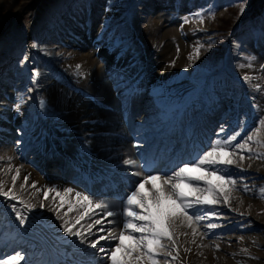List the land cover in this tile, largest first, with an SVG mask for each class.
Segmentation results:
<instances>
[{"label": "rangeland", "instance_id": "obj_1", "mask_svg": "<svg viewBox=\"0 0 264 264\" xmlns=\"http://www.w3.org/2000/svg\"><path fill=\"white\" fill-rule=\"evenodd\" d=\"M168 1L0 0V124L4 121L10 122V117L19 118L24 105L21 104L17 111L18 101L25 98L27 92V95L33 92L37 100L33 119L38 123L36 131L38 140L43 145L46 143L44 148H47V151L48 149L56 153L59 151L60 155L68 159L67 163L70 162L75 166L71 170L75 169L79 172L80 167L75 164L76 157L71 155L68 149L70 143L61 137V127L65 122L61 115L56 113L57 102H53L50 97L54 80L59 84L61 91L65 92L58 96L62 104L71 100L68 98L71 94L85 100L91 99L93 105L90 103L88 108L99 106L102 109L105 106L99 98L96 103L92 89L87 88L85 94L68 81L70 78L67 72L61 69L66 56L61 54L67 49L85 53L90 49L98 47L105 49L114 44L116 50L120 49L121 53L126 54L124 58L126 60L144 54L143 51L149 47L150 41L153 42L151 54L135 71L134 75L137 79L140 77L150 85L155 83L167 90L183 88V93L179 97V104L182 105L190 99L189 93L195 91L196 97H200L199 103L203 104L198 113L193 112L182 124L174 123L171 127H180L184 132L189 124H195L201 117L206 118V124L202 123L204 128H208L209 123L213 125L204 136H201L196 128V135H199L201 140L208 142L210 140V144L207 143V147L200 152H198L199 147L196 146L193 161L209 149L220 128L226 129L223 133V141H230L231 144H241L250 137V134L255 136L259 139V141L255 139L259 146L253 149V152L250 151V155L260 160L264 159V126L258 123L264 117V100L259 101L261 108H258V103L243 94L246 96L242 98L245 99L244 103H232L243 93L242 89L249 85L252 88L253 85L259 88L261 96L264 95V4L257 1L253 3L252 0ZM115 12H120L119 16L114 22L107 24L108 21L113 20L112 15ZM115 22L117 25H122L120 31L110 26ZM101 25H106L105 30L98 32ZM133 35L136 36L135 41L130 39ZM227 47L231 49L229 61L224 62L222 57ZM197 48L200 50L199 55L196 53ZM186 49L190 52L186 53ZM91 55L93 56V53ZM95 59L98 68L101 64H105L96 56ZM186 61H194L195 64L192 66ZM119 74L117 72L111 76L107 74L101 80L103 81L101 85L109 84L113 87L111 95L116 99L121 98L118 87L122 76ZM136 94L129 95L130 99L133 100ZM206 97H209L210 102H206ZM41 99L45 101L44 107L40 105ZM213 99L216 101L213 102ZM217 102L220 105L217 106L214 116L207 117L215 107L211 106L212 103L215 105ZM138 103H141V99ZM205 104L208 108L204 110ZM26 110L25 107V112ZM2 129L9 130L0 127V130ZM14 130L15 127L3 137L5 147L1 152L14 148L19 161L30 163L34 171H39L43 167L41 175H45L46 180L56 179L51 174L49 178V173L47 174L52 168L51 162L46 171V166L41 165L40 157L35 156L38 146L35 144V139L27 136L20 148H17L16 141L21 139ZM255 132H261L263 136L253 134ZM192 136L190 130L187 137L191 139ZM219 143L220 146H224L222 141L219 140ZM18 150H21V153ZM55 152L51 153L53 157L57 155L56 162L52 164H56L59 172L68 175L62 178L64 184L72 183L76 188L84 190L86 187L84 178L80 176L77 179L74 171L66 170L65 158ZM260 166L264 167L263 164ZM178 168L179 166L176 167ZM227 173L235 179H240L242 176L239 168ZM85 181L87 182V179ZM247 188L254 189L262 196L264 212V175L252 177ZM13 204L18 207V203L10 202L11 206ZM6 207L7 205L2 206L0 203V213L6 211ZM21 213L26 217L23 224L18 218L14 216L12 218L17 220V234H21L19 237L21 241L37 242V239L27 232L31 225H34L36 230L42 231L47 238L49 231L42 226L39 215L26 209ZM215 214L219 216L220 213L215 210ZM189 215L196 219L199 213L189 211ZM226 216L228 217L227 214ZM216 221L226 228L228 234H241L239 227L242 223L239 219L221 218ZM23 227L27 231H23ZM5 236L7 234H4ZM235 242L237 240H234ZM111 245L109 250H104L102 254V258L105 257L103 262L89 259V263L86 264H109L108 254L113 247ZM7 246V249L11 248V244L8 243ZM15 248L16 250H12L10 255H0V260L9 259L16 255L17 251H22L20 245H16ZM53 255L55 264H62L57 260L56 253Z\"/></svg>", "mask_w": 264, "mask_h": 264}, {"label": "bare ground", "instance_id": "obj_2", "mask_svg": "<svg viewBox=\"0 0 264 264\" xmlns=\"http://www.w3.org/2000/svg\"><path fill=\"white\" fill-rule=\"evenodd\" d=\"M158 1L156 0V2ZM161 1L169 2L168 0ZM119 13L115 12L112 15L113 20L108 21L107 24L114 22ZM116 22L110 26L120 31L122 25H117ZM106 25H101L98 32H103ZM130 39L135 41L136 36L133 35ZM148 46L144 49V54L126 60H124L126 54L121 53L120 49L116 50L114 44L105 49L100 47L90 49L85 53L75 49L70 51L67 49L66 52L64 51L61 54V56H66L61 69L67 72L68 78L71 79H68V81L85 94L87 88L92 89V92H94L92 96L96 99V103L99 98L102 101L101 103L108 108L101 109L99 106L88 108V105L92 103L90 102L91 99L85 100L80 96H72L71 94L68 97L71 100L62 104L58 96L59 94H65V92L61 91L55 80L54 83L50 82L53 83L51 100L57 102L58 111H55L61 115L62 120L65 122L61 127L62 138L70 143L68 149L71 155L76 157L75 160H78V163L79 160L82 161L87 169L92 171L87 183L90 190L92 184L99 187L105 184L110 186L107 179L103 180V178L115 177L120 181L122 180L121 183L132 182L130 189L125 184L128 190L127 195H125L127 198L144 177L157 174L161 177L170 175L171 170L166 169L165 172H156L155 168L154 170L147 168L146 164L143 163L148 157V151H145V149H148L157 139L162 140L161 137H166V131L178 143L183 144L187 138L186 135L177 128L170 129V126L177 121L182 124L189 115L195 111L198 113L203 107V104L199 103L200 97H196L195 91L189 93L190 99L182 105L179 104V97L183 93V88L167 90L155 83L150 85L140 77L137 79V76L134 75L135 71L151 54L153 42L149 41ZM187 46L189 47V43H187ZM189 52L186 49V53ZM95 56L104 61L105 64H101V67L98 68ZM186 62L192 64V66L195 64L194 61ZM115 72L120 73L119 75L122 76L118 87L120 89V99H116L111 95L112 86L109 84L101 85L103 77H106L107 74L114 75ZM242 92L237 101L234 99L232 103H244L245 99L242 98L246 97L243 95L246 94L253 102L258 103V108H261L259 101L264 100V95L261 96L262 93L259 88L254 85L252 88L249 85V87L242 89ZM133 93H137V96L129 103V95H133ZM27 94L25 98L18 101L19 105H24L22 115L15 119L10 117V122L4 121L0 124V127L9 129L7 131L0 130V152L5 147L3 137H6L7 132L15 127L14 132L21 139L16 141L17 148H20L27 136L28 138H35V144L38 145L35 156L40 157L42 165L46 160L48 161L47 165L51 162L52 168L47 174L49 173V178L53 175L56 179L46 180V176L41 175L43 167L39 171H34L30 163L25 164L19 161L14 148L0 153V190L10 191V194L18 197V199L12 200L0 195L2 206L7 205V210L0 213V252H2V256L3 254L7 255V242H10L12 245L17 244L22 248V251H17L16 254L19 253L26 257V262L21 261L20 264H55L53 263L55 261L53 254L55 253L62 254L61 258L58 257L57 259L56 257L62 264H86L89 263V259L103 262L105 257L102 258V254L104 252H100L99 249L109 250L112 244L111 250H114L119 243L115 238L107 239V236L109 233L118 236L122 230L124 218L119 216V213L123 211L126 198L122 200H116L112 197H109L110 199L104 197L98 199L93 195H88L89 189H87L88 192H85L76 188L72 183L64 184L62 178L66 177L67 173L59 172L56 169V164H52L56 162L55 159L57 158V155L53 158L51 154L55 151L49 149L47 151V148L40 145L41 142L38 140V133L36 132L38 123L33 119L34 108L37 105L35 94L33 92ZM122 97L123 101H121ZM140 99L141 103H138ZM205 100L210 102L209 97H206ZM215 101L213 99V102ZM4 103L5 101H3ZM218 105H220L219 102L215 105L212 103L211 106L215 107L210 111V116L207 117L214 115ZM206 107L207 104H205L204 110ZM26 115L28 116L26 117ZM202 123L206 124L205 117H201L196 121L195 128H197V124L204 127ZM220 129L216 133L212 145L219 142V140L225 143L223 133L226 132V129L223 131ZM253 134L263 136L261 132ZM255 139L259 141L250 134V137L241 143L245 145L243 149H232L231 147L228 149L233 152V158L244 157L241 162L242 167L225 169L229 173L236 168L242 171L240 179L232 177L235 180V186H228L229 202H221L215 206H199L202 209L198 212L199 215H204L208 207H214L220 213L219 216L216 214L209 215L203 220H196L193 217L194 223L191 227L186 223L179 224L178 222L179 226L174 232V241H162L163 244L168 246L159 250L162 255L156 257L158 264H264L263 200L259 192L247 188L252 177L264 175V167L260 166V164L264 166V159L260 160L256 156L250 155L249 149L253 152V149L259 146ZM18 151L21 153V150ZM29 151L32 150L29 149ZM60 157L65 158L66 170L69 171V169L75 167L70 162L67 163L68 159L64 155H60ZM126 159L136 161L135 165L124 164L123 161ZM185 159L187 160L184 163L193 162L190 158ZM45 170L47 171V167ZM134 173H139V175H134ZM159 186L160 182L158 181L157 187ZM150 187V184L145 185V191L147 192ZM200 187H205V185L201 182ZM105 189L103 188V190ZM85 196L88 197V200L84 199ZM10 202L18 203L17 210L20 212L25 210L27 205H34L35 207L30 212L39 215L42 219V226L49 231L47 232V238L42 231L36 230L35 226L31 225L29 231L25 230L24 227L22 230L34 236L37 242L27 243L19 240L21 244L17 243L19 239H17V216ZM97 203L107 204L109 206L108 210L115 215L106 216L104 211L95 207ZM189 211L193 212L192 209H189ZM13 216L16 218L12 219ZM221 218L239 219L242 223L239 227L241 234H228L226 228L220 226L216 221ZM65 221L69 225H74V232L83 233V238L70 236L66 233L64 231ZM97 221H100V223H97ZM109 221L112 222L109 223ZM210 223L216 224L217 227L208 228L207 225ZM4 234H7V236L4 237ZM100 237H105V239H99ZM95 240H99V243L95 247H91L90 243ZM234 240H237V242L234 243ZM124 243L127 245L132 241L125 239ZM164 253H171V256L164 255ZM118 255H123V252L118 253ZM95 257H98V259ZM9 259L0 260V264H8ZM84 260L86 261L83 262ZM109 264H111V261ZM138 264H151V260L143 259Z\"/></svg>", "mask_w": 264, "mask_h": 264}, {"label": "snow or ice", "instance_id": "obj_3", "mask_svg": "<svg viewBox=\"0 0 264 264\" xmlns=\"http://www.w3.org/2000/svg\"><path fill=\"white\" fill-rule=\"evenodd\" d=\"M199 51L197 48V55H199ZM36 74L38 75V73ZM40 105L44 107L43 99H41ZM19 107L20 105L17 104V111H19ZM258 123L264 126V117ZM229 147L243 149L245 145H233L230 141H225L224 146H219V142H216L195 161L182 164L170 175L161 177L157 174L144 177L136 185L135 190L127 196L123 211L119 213V216L124 218L119 235L113 236L112 233H109L107 236V239L115 238L119 241L115 249L108 254L111 264H138L143 259L151 260V264H158L156 257L162 255L159 250L168 246L162 241H174V232L179 226L178 222L179 224L186 223L189 227L193 225V216L189 215V209H192L193 212H200L202 209L199 206H215L221 202H229L228 186L234 187L235 180L225 169L242 167L241 162L244 159L243 156H239L238 159L233 158V152L228 150ZM123 163L135 165L136 161L126 159ZM134 175H139V173H134ZM158 181L160 182L159 187H157ZM201 182L205 187H200ZM148 184L151 187L146 192L145 185ZM0 195L12 200L18 199L15 195L10 194V191L0 190ZM84 199L88 200V197L85 196ZM33 207L35 206L27 205L26 211H31ZM95 207L104 211L106 216L115 215L108 210L109 206L105 203H97ZM12 209L23 224L26 220L25 215L17 210L15 204L12 205ZM214 214V207H208L204 215L196 216V220H203ZM111 222L109 221V223ZM73 227L74 225H69L65 221L64 231L66 233L70 236L83 238V233L74 232ZM207 227L215 228L217 225L210 223ZM99 239H105V237ZM125 239L132 243L126 245ZM97 243L99 240L91 242L90 246L95 247ZM99 251L104 252V249L100 248ZM121 252L123 255H118ZM164 255L171 256V253H164ZM21 261L26 262V257L17 253L9 259L8 264H20Z\"/></svg>", "mask_w": 264, "mask_h": 264}, {"label": "trees", "instance_id": "obj_4", "mask_svg": "<svg viewBox=\"0 0 264 264\" xmlns=\"http://www.w3.org/2000/svg\"><path fill=\"white\" fill-rule=\"evenodd\" d=\"M255 1H257V3L259 2V3L264 4V0H252L253 3H255Z\"/></svg>", "mask_w": 264, "mask_h": 264}]
</instances>
